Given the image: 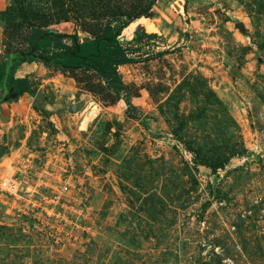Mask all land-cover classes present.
I'll return each mask as SVG.
<instances>
[{
  "label": "rangeland",
  "instance_id": "rangeland-1",
  "mask_svg": "<svg viewBox=\"0 0 264 264\" xmlns=\"http://www.w3.org/2000/svg\"><path fill=\"white\" fill-rule=\"evenodd\" d=\"M151 1L121 94L40 60L0 103V264H264V0H0V62Z\"/></svg>",
  "mask_w": 264,
  "mask_h": 264
},
{
  "label": "trees",
  "instance_id": "trees-1",
  "mask_svg": "<svg viewBox=\"0 0 264 264\" xmlns=\"http://www.w3.org/2000/svg\"><path fill=\"white\" fill-rule=\"evenodd\" d=\"M153 1L147 4L134 18L118 19L110 29V35H96L94 39L81 42L77 35L71 41H65L54 30L36 31L29 38L27 51L8 54L0 62V103L6 101L10 90L17 99L25 93L35 95L34 84L27 78H16L17 67L24 62L42 61L45 66L63 72L82 70L95 72L106 87L121 94L125 84L119 68L126 65L131 57H145L159 44H164V37L157 33H148L143 26H138L132 37H123V31L133 19L152 17ZM128 105L130 103L128 102Z\"/></svg>",
  "mask_w": 264,
  "mask_h": 264
},
{
  "label": "crops",
  "instance_id": "crops-1",
  "mask_svg": "<svg viewBox=\"0 0 264 264\" xmlns=\"http://www.w3.org/2000/svg\"><path fill=\"white\" fill-rule=\"evenodd\" d=\"M139 22H141V21H139ZM145 26V25H144ZM146 29V31L148 32V33H152V32H149L148 30H147V28H145ZM158 32H160V31H158ZM158 32H154V33H157L158 35H160V36H162L160 33H158ZM163 37V36H162ZM36 62V61H35ZM35 62H24L23 64H21V66H20V68L16 71V75H15V77L16 78H23V77H25L27 74H30V73H32L33 71H35V70H33V69H35V68H37V64L35 63ZM39 74H42V72L40 71V73ZM0 96H2V95H0ZM26 98V97H25ZM23 99V98H22ZM0 107H3L2 105L0 106Z\"/></svg>",
  "mask_w": 264,
  "mask_h": 264
},
{
  "label": "built area",
  "instance_id": "built-area-1",
  "mask_svg": "<svg viewBox=\"0 0 264 264\" xmlns=\"http://www.w3.org/2000/svg\"><path fill=\"white\" fill-rule=\"evenodd\" d=\"M5 185H6V183H5ZM218 250H219V249H216L215 251L218 253V252H219ZM218 255H219V254H218ZM224 263H225V264H233L232 261H231L230 259L224 260Z\"/></svg>",
  "mask_w": 264,
  "mask_h": 264
},
{
  "label": "water",
  "instance_id": "water-1",
  "mask_svg": "<svg viewBox=\"0 0 264 264\" xmlns=\"http://www.w3.org/2000/svg\"><path fill=\"white\" fill-rule=\"evenodd\" d=\"M40 99H41V96H40V94H38V95L35 97V102H36V103H39ZM5 100H6V98H5Z\"/></svg>",
  "mask_w": 264,
  "mask_h": 264
}]
</instances>
